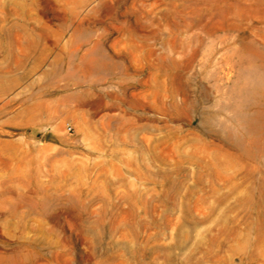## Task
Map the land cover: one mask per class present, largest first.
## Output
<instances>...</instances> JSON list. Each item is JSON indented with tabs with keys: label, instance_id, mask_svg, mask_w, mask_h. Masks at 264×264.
<instances>
[{
	"label": "rangeland",
	"instance_id": "obj_1",
	"mask_svg": "<svg viewBox=\"0 0 264 264\" xmlns=\"http://www.w3.org/2000/svg\"><path fill=\"white\" fill-rule=\"evenodd\" d=\"M0 264H264V0H0Z\"/></svg>",
	"mask_w": 264,
	"mask_h": 264
}]
</instances>
